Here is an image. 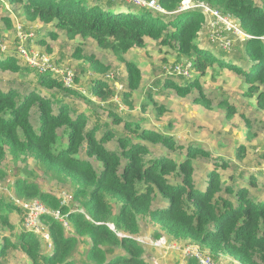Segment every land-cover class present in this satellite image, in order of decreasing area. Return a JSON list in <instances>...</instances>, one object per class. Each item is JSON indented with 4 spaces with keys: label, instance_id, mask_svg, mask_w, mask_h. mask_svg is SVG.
<instances>
[{
    "label": "trees",
    "instance_id": "16d2710c",
    "mask_svg": "<svg viewBox=\"0 0 264 264\" xmlns=\"http://www.w3.org/2000/svg\"><path fill=\"white\" fill-rule=\"evenodd\" d=\"M9 1L20 5L29 21L54 24L56 30L64 31L71 40L91 38L120 58L133 48H143L147 37L176 48L179 58L191 60L198 72L185 85L167 79L165 86L180 97H187L194 90L202 91L201 78L209 69H230L246 81L244 95L255 98L257 107L264 111V7L255 0H198L224 14H231L250 35L251 38L245 41L249 62H241V66L220 61L197 44L204 15L199 10L178 12L184 0H158L168 12L159 14L167 20L131 11L105 12L96 3L86 6L80 0ZM112 6L121 10L118 4ZM5 21L12 25L10 18ZM51 36L56 38V33ZM81 53L80 48H76L78 58L82 57ZM87 59L100 74L93 83L92 94L100 101L109 100L115 93L105 78L110 67L104 66L95 56ZM126 69L128 87L131 90L139 88L141 69L133 62H126ZM0 70L19 72L21 67L18 60L9 55L0 57ZM39 84L48 90L79 94L51 75H40ZM129 94L126 91V95ZM65 99L58 98L55 102L53 97L37 91L21 97L16 88L5 91L0 85V163L8 154L14 161L32 157L36 166H41L47 175L73 183L74 200L85 211L71 212L62 206L56 195L41 189L36 178H17L14 184L16 196L40 198L53 210L66 214L72 226L68 230L53 216H44L42 220L52 239L48 252H42L43 238L24 231L17 243L4 238L0 259H7L10 250L17 249L22 250L33 264H83L78 261L81 257L84 264H148L145 250L133 238L141 235V220H147L161 228L155 233L156 237L164 232L174 240L198 243L215 256L226 254L241 264H264V200L257 201L252 196L250 187L257 185L253 177L250 176L251 186L225 184L218 167L227 170L232 163L217 157L219 165L215 166L216 170L209 171L205 187L200 188L195 179V160H211V152L196 145H178L173 136L138 121L130 122L111 111L113 123L125 132L127 129L131 137L122 134L117 140L118 133L113 129L98 136L100 129L96 126L88 128L89 118L83 113L73 117ZM197 101L210 105L203 93ZM219 103L228 117L236 113L234 104L227 100ZM152 104L156 117L163 116L165 106L156 101ZM34 115L38 116L37 125L33 122ZM246 121L251 126L250 120ZM63 128L67 133V145L59 141V130ZM114 141L118 146L109 149ZM158 146L163 153L154 156V148ZM83 147L88 158H95L101 164L100 170L87 157H81ZM180 149L187 158L179 163L172 153ZM246 152V145H239L237 158L243 160ZM23 173L36 177L27 169ZM175 174L181 175L182 180L172 182L170 176ZM5 177L6 172L0 169V179ZM157 197L165 201L164 205H156ZM111 199L119 204L118 211ZM14 207L0 198L1 226L14 228L9 216ZM109 223L115 225L116 232L107 225ZM81 239H87L83 249L80 248ZM188 264H196V261L190 259Z\"/></svg>",
    "mask_w": 264,
    "mask_h": 264
},
{
    "label": "rangeland",
    "instance_id": "374dc122",
    "mask_svg": "<svg viewBox=\"0 0 264 264\" xmlns=\"http://www.w3.org/2000/svg\"><path fill=\"white\" fill-rule=\"evenodd\" d=\"M80 1L86 6L96 3L105 12L131 11L137 14H149L153 18H161L162 20L168 19L159 14H166L164 12L149 7L140 8L136 5L137 3L130 4L125 0L118 2L121 10H116L112 6V4L117 5V2L112 0ZM255 1L258 5L264 7V0ZM75 2H78V0H75ZM192 5H195L194 1ZM217 11L224 15L223 18H227L222 11L218 9ZM5 18H10L12 25L7 24ZM233 20L236 23L235 18ZM54 32L56 38L51 36V33ZM243 35V32L227 29L224 21L208 14L207 11L196 42L218 60L241 66V62H249V55L245 52V39L247 37ZM21 45L30 54L40 53L44 55L61 71L67 68L71 69L76 78L72 89L79 94L68 95L60 90H48L42 87L39 84L41 75L39 66L30 64L21 57L19 52ZM47 47H49V50H47ZM76 48H80L81 58L76 55ZM9 55H13L18 60L21 70L19 72H3L0 70V85L3 90L16 88L21 97L29 92L37 91L53 97L55 102L58 98H66L65 101L72 109V116L76 117L81 113L87 115L89 118L88 128L95 126L99 128L98 136L107 129H113L114 132L118 133L117 140L122 134L131 137V133L127 129L125 132L113 123L114 117L111 114L109 115L111 111L128 118L130 122L138 121L143 126L173 136L178 145L185 147L196 145L199 148H204L211 152L213 156L211 160L206 158L195 160V179L200 188L205 187L209 171L216 170L215 166L219 165L216 158L222 157L225 161L228 160L232 163V167L227 170L218 167V172L222 175L224 183H231L236 186L241 184L251 186L250 179L253 177L257 181V185L250 187L252 196L257 201L264 200V111L257 107L255 98H247L244 95L247 86L246 81L234 71L230 69L223 71L209 69L206 75L201 78L202 91L194 90L187 97H180L174 90L165 86L167 79L185 85L195 78L198 72L194 69L191 60L179 58V52L176 48L163 45L159 40L147 37L146 45L143 48H133L120 58L110 49L101 47L91 38L71 40L64 31L56 30L54 24L45 25L40 22H31L23 14L20 5H14L9 0H0V57ZM89 56H95L104 66L110 67L105 78L113 86L115 93L107 101H100L92 95L93 83L100 74L91 67L90 61L87 59ZM36 62L40 64L41 61L37 60ZM126 62L135 63L142 71V82L137 89L131 90L128 87ZM188 63L192 66L191 76L184 74ZM126 91H129L130 94L126 95ZM202 93L208 98L209 106L197 101ZM221 100H227L230 104L235 105L236 113L233 116H227L226 110L219 105ZM153 101L165 106L166 111L163 116L156 117L153 111ZM246 119L250 120L251 126L247 125ZM37 120L38 116L34 115L33 122L35 125H37ZM168 125H170V128H168ZM249 130L251 131L248 134ZM249 135L251 138H248ZM59 141L60 144L64 145L68 143L64 128L59 130ZM241 144L246 145L247 152L246 157L240 161L237 158L236 150ZM117 146L118 142L114 141L108 148L114 149ZM153 152L154 156L163 153L161 146L154 148ZM80 155L82 158L83 156L87 157L85 147L82 148ZM172 156L179 163L187 158V155L181 149L173 152ZM88 159L96 169H101V164L95 158ZM39 167L36 166L32 157L14 161L9 154L0 163V169L7 174V177L0 179V198L15 206L9 214L14 228L10 229L0 225V246L4 243L6 237L17 243L19 235L26 231L25 226H47L42 220L44 216H53L62 222L68 230H71L70 226L72 224L68 221L67 215L60 210H53L45 204L52 212L37 216V214H31L27 207L24 210L22 209L23 203L31 202L36 198L26 199L15 195L14 184L19 177L30 178V180L36 178L35 180L39 182L41 189L44 192L56 195L61 200L62 206L69 208L71 212L85 213L81 205L74 200L73 183L70 180L59 181L53 178L52 175H47L41 166ZM26 169L34 172L36 177L26 176L23 173ZM170 179L175 182L182 180V176L175 174L170 176ZM71 195L72 198L70 199ZM156 200V205H164L165 201L161 197H157ZM110 201L115 210L118 211L119 204L114 199ZM53 211H56L57 214H54ZM107 225L112 229L111 226L113 225L111 223ZM141 226V235L133 237L135 240L138 237L157 238L155 233L161 230L158 225L147 220H141ZM47 231L49 233L48 228ZM114 231L116 232V229ZM118 235L124 236L122 234ZM165 235L166 233L163 232L160 236ZM49 236L50 238L46 241L41 239L42 252H48L51 247L50 233ZM168 240L173 241L170 236ZM85 244H87V239H81V247H79L83 249ZM141 245L145 250L144 257L148 264L154 256L160 255L157 249L151 246L145 248V245ZM170 255V258L175 261L167 260L169 258L167 257L162 260L163 264H180V260L176 259L179 258L178 253L173 252ZM231 258L235 260L233 257ZM218 259L225 264H233L226 258L218 257ZM78 261L85 263L83 257ZM233 262L241 264L237 260ZM0 264L33 263L22 250L13 249L10 250L7 259H0Z\"/></svg>",
    "mask_w": 264,
    "mask_h": 264
},
{
    "label": "built area",
    "instance_id": "2783aa9c",
    "mask_svg": "<svg viewBox=\"0 0 264 264\" xmlns=\"http://www.w3.org/2000/svg\"><path fill=\"white\" fill-rule=\"evenodd\" d=\"M113 2H119L120 0H112ZM128 3H137L138 7H149L155 9L159 12L168 13L162 8L158 0H125ZM193 1L195 5H192ZM186 10H199L206 15L207 11L208 14H212L213 16L217 17L220 21H224L227 29L235 30L243 32L247 39H250V35H247L241 28L240 24L233 20L234 17L231 14H226L227 18H223L224 15H221L217 9L212 8L207 2L205 1H198V0H184L179 11H186ZM225 19V20H224ZM21 29V27H20ZM20 32H22L20 30ZM32 36V35H31ZM20 55L23 59H26L30 64L39 66V71L41 75H51L52 77H58L59 80L63 83V85L67 88L72 89L73 84L76 80L75 73L71 69H63L62 71L59 70L54 64L50 62L49 59L41 55L40 53H32L30 54L26 48L21 45L19 47ZM37 60L41 61L40 64H37ZM179 67V66H178ZM192 66L190 63L186 65L185 68V75L191 76ZM72 198V195L70 199ZM39 199H35L31 202H25L22 204V208L24 209L27 207L30 210L31 214H37V216H41L45 213H51L52 211L48 209ZM66 200V198H65ZM32 203V204H31ZM54 214H57L56 211H53ZM40 225V223H39ZM113 230H115V226H111ZM29 230L36 231L38 233H42L44 237L47 239L50 238L49 234L46 232L45 226H26ZM121 235V234H120ZM167 236H161L154 239H146V238H137L138 242L145 246H151L154 249H157L160 253L159 256H154L151 259V264H163L162 260L171 256L170 254L173 252L178 253L181 258L182 262L180 264H188L189 260H195L196 264H225L216 256L210 253V251L198 243H185L184 241L179 240H168ZM171 264V263H166Z\"/></svg>",
    "mask_w": 264,
    "mask_h": 264
},
{
    "label": "clouds",
    "instance_id": "9594fccd",
    "mask_svg": "<svg viewBox=\"0 0 264 264\" xmlns=\"http://www.w3.org/2000/svg\"><path fill=\"white\" fill-rule=\"evenodd\" d=\"M140 8H142V7H140ZM186 11H189V10H186ZM178 12H183V11H179L178 10ZM52 77V76H51ZM70 89V88H69ZM93 95V94H92ZM94 96V95H93ZM96 97V96H95ZM93 99H95V98H93ZM98 99V98H97ZM36 199H39L44 205H45V203L40 199V198H36ZM23 209V208H22ZM24 210V209H23ZM42 216V215H41ZM111 225H113L114 226V224L113 223H111ZM25 228H26V226H25ZM45 228H46V232L48 233V231H47V226H45ZM26 231H29V232H32V233H35V234H37V235H39L41 238H43L45 241H46V237H44L43 235H42V233H38V232H36V231H32V230H29L28 228H26ZM49 234V233H48ZM165 236H167V235H165ZM159 237H161V236H159ZM168 237V236H167ZM158 238V237H157ZM169 238V237H168ZM174 240V239H173ZM180 241V240H179ZM51 246H52V244H51ZM147 246H145V248H146ZM51 248V247H50ZM215 256V255H214ZM217 257V256H216ZM218 258V257H217ZM151 261V260H150ZM151 263V262H150Z\"/></svg>",
    "mask_w": 264,
    "mask_h": 264
},
{
    "label": "crops",
    "instance_id": "0c3cea01",
    "mask_svg": "<svg viewBox=\"0 0 264 264\" xmlns=\"http://www.w3.org/2000/svg\"><path fill=\"white\" fill-rule=\"evenodd\" d=\"M117 4H120V3L117 2ZM122 7H124V5H122ZM126 7H128V6L126 5ZM218 257H220V258H226L228 261L232 262L233 264H238V263L233 262V261H236V260H233L230 256H228L226 254L219 255ZM176 259L177 260H180V262H182V258H181L180 255H179V258H176ZM167 260L175 261L173 258H170V256H169V258ZM149 264H150V262H149Z\"/></svg>",
    "mask_w": 264,
    "mask_h": 264
}]
</instances>
